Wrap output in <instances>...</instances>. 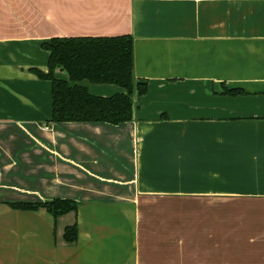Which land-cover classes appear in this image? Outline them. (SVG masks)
<instances>
[{
	"label": "crops",
	"instance_id": "obj_1",
	"mask_svg": "<svg viewBox=\"0 0 264 264\" xmlns=\"http://www.w3.org/2000/svg\"><path fill=\"white\" fill-rule=\"evenodd\" d=\"M124 34L135 118L52 122L44 44ZM0 264H264V0H0Z\"/></svg>",
	"mask_w": 264,
	"mask_h": 264
},
{
	"label": "trees",
	"instance_id": "obj_2",
	"mask_svg": "<svg viewBox=\"0 0 264 264\" xmlns=\"http://www.w3.org/2000/svg\"><path fill=\"white\" fill-rule=\"evenodd\" d=\"M49 52L48 71L37 70L40 78L52 83V122L83 121L119 124L135 118L136 95L148 92L147 81L135 76L134 37L73 36L53 37L44 44ZM66 71L69 79L60 78L57 71ZM89 80L98 84H114L125 92L109 96L94 94L81 84ZM242 88H227L229 95L245 94ZM18 208L45 207L54 216L74 211L77 203L71 199L56 198L43 203L19 202ZM66 240H77V226L66 228Z\"/></svg>",
	"mask_w": 264,
	"mask_h": 264
},
{
	"label": "rangeland",
	"instance_id": "obj_3",
	"mask_svg": "<svg viewBox=\"0 0 264 264\" xmlns=\"http://www.w3.org/2000/svg\"><path fill=\"white\" fill-rule=\"evenodd\" d=\"M66 75H67V79H69V76H68V74L66 73ZM86 81H89V80H86Z\"/></svg>",
	"mask_w": 264,
	"mask_h": 264
}]
</instances>
